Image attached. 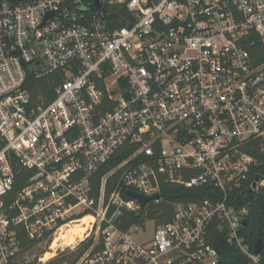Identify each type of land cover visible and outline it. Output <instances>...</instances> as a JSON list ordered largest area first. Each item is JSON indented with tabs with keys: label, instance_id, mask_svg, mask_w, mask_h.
Instances as JSON below:
<instances>
[{
	"label": "built area",
	"instance_id": "2783aa9c",
	"mask_svg": "<svg viewBox=\"0 0 264 264\" xmlns=\"http://www.w3.org/2000/svg\"><path fill=\"white\" fill-rule=\"evenodd\" d=\"M96 2L0 0V264L42 244L38 264L67 250L72 264H220L213 227L262 264L240 202L264 187L247 152L264 147V0ZM14 163L32 172L24 186ZM167 185L210 197L174 203L143 241L145 223L119 227Z\"/></svg>",
	"mask_w": 264,
	"mask_h": 264
},
{
	"label": "trees",
	"instance_id": "16d2710c",
	"mask_svg": "<svg viewBox=\"0 0 264 264\" xmlns=\"http://www.w3.org/2000/svg\"><path fill=\"white\" fill-rule=\"evenodd\" d=\"M9 1L17 4L29 0ZM133 152L134 149L132 148H122L112 160L94 176L92 181L93 195L98 196L102 177L122 161L127 159ZM247 152L253 155L258 161V166L255 171L264 176V147L258 143L256 148L247 149ZM13 168L16 172L17 185L24 186L32 176V172L23 169L20 170V167L15 163L13 164ZM118 176L119 172L108 180L107 194H110ZM209 191H211L209 187L186 189L167 185L162 189V201L160 203H150L148 207L137 213L125 212L118 220V225L122 230H128L130 227L134 225H142L146 221H155L156 225L165 224L172 218L174 213V203L208 198L210 197ZM240 203L241 205H249L250 209V213L247 217L248 222L242 230V236L251 251L254 250L255 244L258 241H262L263 249L260 253V258L262 264H264V187H261L257 193L250 194L246 200H241ZM209 242L218 250L221 258L220 264H246L239 251L228 243L224 233L219 231L216 227L212 228ZM25 244L27 245L28 243ZM32 246L33 245L29 247ZM65 261V258H57L49 264H63ZM73 262L74 260L69 264H72Z\"/></svg>",
	"mask_w": 264,
	"mask_h": 264
},
{
	"label": "rangeland",
	"instance_id": "374dc122",
	"mask_svg": "<svg viewBox=\"0 0 264 264\" xmlns=\"http://www.w3.org/2000/svg\"><path fill=\"white\" fill-rule=\"evenodd\" d=\"M146 233L138 236V241H143L152 237L154 229L156 227L155 221H146ZM46 250H48V246L46 244L42 245H33L32 247H28L23 255L22 262L23 264H38V259L44 256ZM57 258H65L66 261L63 264H69L76 257L77 253H69L68 250L63 254L59 251ZM56 258V259H57Z\"/></svg>",
	"mask_w": 264,
	"mask_h": 264
},
{
	"label": "water",
	"instance_id": "95a60500",
	"mask_svg": "<svg viewBox=\"0 0 264 264\" xmlns=\"http://www.w3.org/2000/svg\"><path fill=\"white\" fill-rule=\"evenodd\" d=\"M95 6L99 7V0H97ZM259 180H260V178L258 177L257 181H259ZM127 195L129 197L136 198V199L140 200L143 207H145L147 205V203H149L150 201H153V200L159 198L158 193H156L153 196H143V195L138 194V193L133 192V191H127ZM247 222H248V220H244L243 224L246 225ZM262 249H263V243H262V241H258L254 247L255 254L259 255L261 253ZM242 259H243V257H242Z\"/></svg>",
	"mask_w": 264,
	"mask_h": 264
},
{
	"label": "bare ground",
	"instance_id": "6f19581e",
	"mask_svg": "<svg viewBox=\"0 0 264 264\" xmlns=\"http://www.w3.org/2000/svg\"><path fill=\"white\" fill-rule=\"evenodd\" d=\"M89 221H93V217L87 216V217L83 218L82 220L79 221L80 224H77L75 227H73L72 232L78 234L80 232L85 231V227H83V224H85ZM81 223H83V224H81ZM72 241H74V240H72Z\"/></svg>",
	"mask_w": 264,
	"mask_h": 264
}]
</instances>
